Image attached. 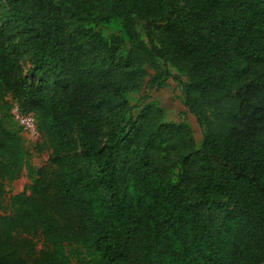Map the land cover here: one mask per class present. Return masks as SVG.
Returning a JSON list of instances; mask_svg holds the SVG:
<instances>
[{
  "label": "trees",
  "instance_id": "1",
  "mask_svg": "<svg viewBox=\"0 0 264 264\" xmlns=\"http://www.w3.org/2000/svg\"><path fill=\"white\" fill-rule=\"evenodd\" d=\"M0 5V264H264V0ZM147 69V93L185 78L198 145L158 107L133 117ZM7 96L52 167L30 165Z\"/></svg>",
  "mask_w": 264,
  "mask_h": 264
},
{
  "label": "rangeland",
  "instance_id": "2",
  "mask_svg": "<svg viewBox=\"0 0 264 264\" xmlns=\"http://www.w3.org/2000/svg\"><path fill=\"white\" fill-rule=\"evenodd\" d=\"M0 24L1 26L7 25L5 10L1 5ZM101 33H104L105 35L107 34L104 30H102ZM21 67L23 70V74L30 80H33L34 75L31 72V64L28 57H24L22 59ZM171 73L176 79L171 78L160 89H156L147 93L148 84L152 80L154 74L151 70H146V75L140 84L139 91L135 94L130 95V105L132 107L133 117L136 118L140 111L146 105L150 104L155 107H158L162 110L163 120L166 123L176 125H188L192 131L195 142L198 145L202 139L203 131L197 125L195 118L190 114L188 108L186 107L182 88L177 79L180 78L183 82L186 80L181 75H178L174 70H171ZM5 103H7V107L9 108H11V106L13 105H18L16 99H13L12 96H7L5 98ZM2 109V105H0V111ZM26 145L31 152L30 165L32 167H52L49 164L50 150L48 149V143L46 142L45 138H37L36 140L29 142L26 141ZM38 146H40V149L38 148ZM38 149L40 151H38ZM29 185L30 181L28 180V174L27 172H24L19 177V179H17L14 183L11 184V186L6 187V198L8 199L10 196H17L25 192L26 188ZM4 213H6V211H0V214ZM33 243L35 244L36 254H38V252L43 247V240L36 236L33 238Z\"/></svg>",
  "mask_w": 264,
  "mask_h": 264
},
{
  "label": "built area",
  "instance_id": "3",
  "mask_svg": "<svg viewBox=\"0 0 264 264\" xmlns=\"http://www.w3.org/2000/svg\"><path fill=\"white\" fill-rule=\"evenodd\" d=\"M10 116L26 141H34L38 138L36 123L31 114H24L17 105H13L10 108Z\"/></svg>",
  "mask_w": 264,
  "mask_h": 264
}]
</instances>
